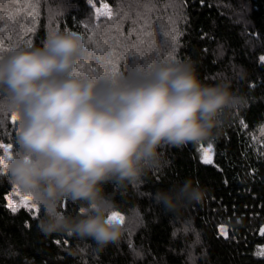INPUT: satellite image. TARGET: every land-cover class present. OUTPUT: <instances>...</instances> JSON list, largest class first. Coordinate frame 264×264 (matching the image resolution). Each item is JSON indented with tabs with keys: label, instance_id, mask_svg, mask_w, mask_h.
<instances>
[{
	"label": "clouds",
	"instance_id": "9594fccd",
	"mask_svg": "<svg viewBox=\"0 0 264 264\" xmlns=\"http://www.w3.org/2000/svg\"><path fill=\"white\" fill-rule=\"evenodd\" d=\"M85 48L83 36L65 29L47 33L42 46L0 54V120L17 117L0 176L43 213L37 227L44 235L91 239L102 251L123 237L128 219L103 185L135 187L161 166L165 145L211 143L247 101L230 82H203L191 60L79 75ZM156 198L179 213L204 204L208 192L189 179ZM85 251L69 248L72 256Z\"/></svg>",
	"mask_w": 264,
	"mask_h": 264
},
{
	"label": "trees",
	"instance_id": "16d2710c",
	"mask_svg": "<svg viewBox=\"0 0 264 264\" xmlns=\"http://www.w3.org/2000/svg\"><path fill=\"white\" fill-rule=\"evenodd\" d=\"M67 2L68 9L59 17L60 31L81 36L96 6L106 3L114 9L117 3ZM179 2L174 59L194 62L199 78L207 84L230 82L235 93L246 97V105L211 143L163 146L161 166L142 176L135 187L103 185L118 211L137 212L140 222L102 251L91 239L44 235L37 227L42 212L21 208L13 213L6 200L11 185L0 176V264H264V133L260 132L264 128V0ZM46 35L42 19L29 45L42 46ZM147 51L143 45L136 58L142 59ZM130 65L120 66V71ZM14 133L5 136L0 128V140L10 142ZM209 144L213 162L205 163L201 148ZM189 179L207 190L204 204L177 213L157 200L158 192ZM76 207L69 202L67 211L75 214ZM195 234L196 256L191 262ZM77 244L86 249L84 255L69 254Z\"/></svg>",
	"mask_w": 264,
	"mask_h": 264
},
{
	"label": "rangeland",
	"instance_id": "374dc122",
	"mask_svg": "<svg viewBox=\"0 0 264 264\" xmlns=\"http://www.w3.org/2000/svg\"><path fill=\"white\" fill-rule=\"evenodd\" d=\"M116 2L114 9L112 8L114 14L119 13L123 16L127 13V18L119 21L118 28L107 27L111 22L106 18L101 17L97 21L96 9L100 8L102 3L95 7L93 16L86 20L87 29L83 36L85 41L89 35H92L91 29L99 23L103 33L102 39L106 41L107 47L103 53H98L93 45L85 48L77 62V74L104 75L113 72V68L115 72H121V68H126L127 63L132 65L134 62L144 63L159 61L161 58H174L175 21L181 5L179 0H147V2L145 0H116ZM68 7L67 0H0V17H3L0 19V30H2L0 31V54H7L13 49L29 45L42 19L45 20L47 33L60 31L59 17ZM33 15L34 20L31 18ZM143 45L148 51L143 52L142 59L136 58ZM130 54L131 58H129ZM97 56H103L105 60H99ZM93 69L95 71H92ZM0 128L4 135L9 137L10 133L16 129V124L13 125L10 118L0 120ZM260 132L263 134L264 128ZM18 200V197H13L12 203H17ZM124 216L128 217L126 231L130 229L133 231L140 222L138 213L132 212ZM184 230L189 231L187 227H184ZM194 237L195 241L192 242L193 248L190 254L191 262H194L196 256L198 240L196 234Z\"/></svg>",
	"mask_w": 264,
	"mask_h": 264
},
{
	"label": "snow or ice",
	"instance_id": "6c2138e0",
	"mask_svg": "<svg viewBox=\"0 0 264 264\" xmlns=\"http://www.w3.org/2000/svg\"><path fill=\"white\" fill-rule=\"evenodd\" d=\"M147 2V0H145ZM106 18L107 21L111 22L110 24L107 25V27L112 28V27H119V21L121 19L127 18V13H124L123 16H121L119 13L114 14L112 7L109 4L102 3L100 8L96 9V19L97 21L100 20V18ZM33 20L35 19V16L33 15L31 17ZM0 19H3V17H0ZM2 31V30H0ZM92 35H89L87 37L86 41V48L89 45L95 46V49L98 53H103L105 48L107 47L106 41L102 39L103 33L101 32V25L97 23L93 29H91ZM85 39V38H84ZM30 44V41H29ZM97 59L99 60H105V57L103 56H97ZM83 65H81L82 67ZM92 71H95L94 69ZM113 72H115V68H113ZM17 117L14 115L11 118V121L13 125L16 124ZM10 147L8 143H4L2 140H0V155L3 154V152ZM202 152V159L204 160L205 163H212L213 162V149L211 144L208 145L207 148H201ZM2 167V165H0ZM13 197H18L17 194L11 192V194L6 195V200L9 201L8 203V208L13 212L19 211L21 208L27 209L28 211L32 212L35 211L37 214L39 213V209L34 208L32 205L28 204L25 202L22 198H19L17 203H12ZM122 220V217H120ZM221 233L224 235H227V231L224 228H221ZM261 235H264V229H261ZM264 254V252H262Z\"/></svg>",
	"mask_w": 264,
	"mask_h": 264
}]
</instances>
